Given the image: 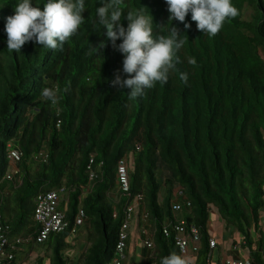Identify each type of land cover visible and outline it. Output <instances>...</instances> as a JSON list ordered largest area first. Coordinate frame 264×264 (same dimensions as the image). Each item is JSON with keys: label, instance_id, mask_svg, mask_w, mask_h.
Returning <instances> with one entry per match:
<instances>
[{"label": "trees", "instance_id": "16d2710c", "mask_svg": "<svg viewBox=\"0 0 264 264\" xmlns=\"http://www.w3.org/2000/svg\"><path fill=\"white\" fill-rule=\"evenodd\" d=\"M62 188L89 246L63 258L70 228L51 233L57 264H111L129 202L146 264H208L212 215L264 264V0H0V214L19 260L36 196ZM182 219L201 232L189 255Z\"/></svg>", "mask_w": 264, "mask_h": 264}, {"label": "built area", "instance_id": "2783aa9c", "mask_svg": "<svg viewBox=\"0 0 264 264\" xmlns=\"http://www.w3.org/2000/svg\"><path fill=\"white\" fill-rule=\"evenodd\" d=\"M11 154L19 158V151L12 150ZM44 157L46 153H41ZM94 163V157L91 158V162ZM94 176V172L91 173ZM12 177V173L8 175ZM118 183L119 188L122 191H129L131 188V180L129 176V167L125 163L119 166L118 172ZM64 188L41 191L36 196L34 218L39 225V230L36 236L38 242H43L49 238L51 233L60 232L70 228L71 233H76L80 226L84 223V209L79 206L78 212L75 216L74 223L68 217L65 210L60 207L61 202L64 199ZM190 203V202H189ZM174 209L183 211L184 206L179 202H174ZM135 212V204L129 202L127 204V216L124 220L120 232L119 239L117 242V255L112 260L111 264H127V239L130 235V228ZM178 234L176 235V243L180 247L184 255H189L192 250L198 249V244L201 240V232L197 226H192L190 232L187 231V223L185 219H182L176 226ZM166 234H169L168 228L164 229ZM149 247L154 246L153 240H147ZM211 247H215L216 239L211 238ZM185 263H188L187 259H184ZM208 264H213L211 257L207 260ZM0 264H21L17 258V248L14 243L10 241L9 235L6 231V227L3 223L0 214ZM222 264H254L249 258H226L222 261Z\"/></svg>", "mask_w": 264, "mask_h": 264}, {"label": "rangeland", "instance_id": "374dc122", "mask_svg": "<svg viewBox=\"0 0 264 264\" xmlns=\"http://www.w3.org/2000/svg\"><path fill=\"white\" fill-rule=\"evenodd\" d=\"M126 164L128 165L129 168L133 167L131 159H128L126 161ZM161 193L162 195L164 194V189L162 190ZM263 221H264V212H263ZM146 224L149 225L150 222H147ZM136 226L137 224L135 220L132 221V226L130 229L131 238L134 237V229L136 228ZM80 228H82V226ZM209 230L211 234L216 236L217 238L222 237L221 223L219 220H216L215 215H212V221H211ZM148 231L150 232L151 230L149 229ZM234 235L237 239L240 240V242H242V236H243L242 232L237 231L235 232ZM65 241L69 245H72V247H67L65 249L60 250L61 256L63 258H66V257L75 258L81 252L86 251L87 247L89 246V242L86 240V237L80 235L79 232L78 233L69 232L65 236ZM56 242H57V239L55 237H53L51 241H48V242H36L34 249L29 254H25L22 256L23 264H57L58 260H55V258L57 257V250L55 248ZM230 245H231L230 243L227 244V246H230ZM242 250L246 252V249H242ZM136 253L139 255L138 261L140 263L142 250L134 249L133 247H130L127 250V258H128L129 263H132L135 259H137L135 257ZM216 254H217V250H216ZM213 263L218 264V261L215 258V255L213 257Z\"/></svg>", "mask_w": 264, "mask_h": 264}, {"label": "crops", "instance_id": "0c3cea01", "mask_svg": "<svg viewBox=\"0 0 264 264\" xmlns=\"http://www.w3.org/2000/svg\"><path fill=\"white\" fill-rule=\"evenodd\" d=\"M262 221H263V213H262ZM263 224H264V221H263ZM235 232H237V230H235L234 228L230 230H224V231L221 230L222 237L217 238L215 236V239L219 242L218 244L215 245V247L212 248L211 251L213 253V256L215 255V258L217 259V261L222 262L226 258H239V257L246 255L247 251L245 252L242 249H240L242 242H240V240L235 237L234 235ZM30 240L31 238H26L25 245L22 247V250H21L22 252H21V257H20L21 264H23L22 256L25 254H29L33 250V249L30 250V247H29ZM228 243H230L231 245L227 246ZM216 250H217V254H216ZM135 256L137 259H135L132 263H129L128 258H127V264H146V263H149L150 261L149 254L145 255L144 253H142V256L140 258V263L138 261L139 255L137 254Z\"/></svg>", "mask_w": 264, "mask_h": 264}, {"label": "clouds", "instance_id": "9594fccd", "mask_svg": "<svg viewBox=\"0 0 264 264\" xmlns=\"http://www.w3.org/2000/svg\"><path fill=\"white\" fill-rule=\"evenodd\" d=\"M80 227H81V226H80ZM79 229H80V228H79ZM130 229H131V228H130ZM70 232H71V231H70ZM77 232H78V231H77ZM77 232H76V233H77ZM37 242H38V241H37ZM43 242H44V241H43Z\"/></svg>", "mask_w": 264, "mask_h": 264}]
</instances>
